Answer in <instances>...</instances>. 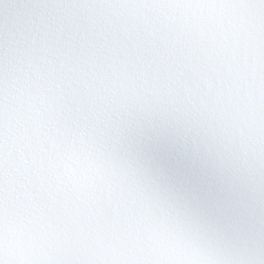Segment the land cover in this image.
Returning a JSON list of instances; mask_svg holds the SVG:
<instances>
[{
    "label": "snow or ice",
    "instance_id": "snow-or-ice-1",
    "mask_svg": "<svg viewBox=\"0 0 264 264\" xmlns=\"http://www.w3.org/2000/svg\"><path fill=\"white\" fill-rule=\"evenodd\" d=\"M0 264H264V0H0Z\"/></svg>",
    "mask_w": 264,
    "mask_h": 264
}]
</instances>
